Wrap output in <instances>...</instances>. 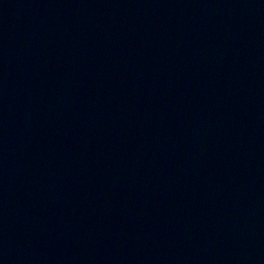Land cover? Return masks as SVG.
I'll return each mask as SVG.
<instances>
[{"label":"water","instance_id":"95a60500","mask_svg":"<svg viewBox=\"0 0 264 264\" xmlns=\"http://www.w3.org/2000/svg\"><path fill=\"white\" fill-rule=\"evenodd\" d=\"M0 264H264V0H0Z\"/></svg>","mask_w":264,"mask_h":264}]
</instances>
